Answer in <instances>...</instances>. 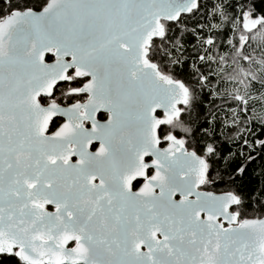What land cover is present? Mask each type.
<instances>
[{
    "label": "snow or ice",
    "instance_id": "obj_1",
    "mask_svg": "<svg viewBox=\"0 0 264 264\" xmlns=\"http://www.w3.org/2000/svg\"><path fill=\"white\" fill-rule=\"evenodd\" d=\"M203 6L42 0L0 15V254L21 264H264V218H244L232 191L202 190L222 156L216 144L197 150L183 136L158 133L163 125L192 133L184 114L196 94L177 74L190 69L201 89L210 77L234 88L227 96L236 107L226 105L222 119L211 113L204 137L219 129L239 149L229 155L247 150L248 161L264 152V123L258 136L241 117L252 91L264 89V45H254L264 15L240 0L215 3L213 19L232 20L229 7L238 12V35L223 55L204 34L220 25L197 21V60L217 69L205 75L184 57L183 18ZM61 82L70 85L62 95L75 98L67 107L55 95Z\"/></svg>",
    "mask_w": 264,
    "mask_h": 264
},
{
    "label": "trees",
    "instance_id": "obj_2",
    "mask_svg": "<svg viewBox=\"0 0 264 264\" xmlns=\"http://www.w3.org/2000/svg\"><path fill=\"white\" fill-rule=\"evenodd\" d=\"M218 2H220V0H202L204 6L195 18L188 16L183 18L184 24L189 29V31L184 34V41L186 43L184 57L187 58L186 64L192 65L195 63L205 75L210 72H215L217 69L215 65L209 66L197 60L201 49L197 41L192 37L190 31L196 25L197 21L201 25H208L210 23L220 25L219 29H213L211 32L208 31L207 27L204 28V34L213 36L216 42V47L213 49L214 54H231V47L227 41L230 37L238 35V33H234V28L239 26L234 19L238 15L235 8H227L229 16L233 18L230 21H225L219 16L213 19L208 15L213 5ZM240 2L253 4L255 14L264 15V0H240ZM41 3L42 0H0V15H6L13 7L23 8L29 6L38 9ZM229 3L234 5L236 0H229ZM254 45H264V32L256 36ZM189 72L190 69L177 70L179 77L185 79L186 82L194 88L196 94L191 113L189 114L186 112L184 114L185 123L192 129V133L186 135L183 130L179 128L163 125L161 129L158 130L159 135L163 137L171 131L178 137H185L188 141V146L197 150L199 145L205 140L214 142L220 149L222 156L219 159L213 160L211 167L212 183L209 184L208 188L221 192L232 191L241 196L243 204L235 207L239 208L244 218L264 217V152L252 153V155L256 157L253 161H248L247 150H245L244 156L229 155L230 153H237L239 149L236 146L228 144L226 138L220 134L219 129H216L217 135L215 137H204L201 131L203 127H208L206 121L207 119H211V113L215 112L222 119L224 113L227 111L226 105L236 107V102L232 101L227 96L234 88L228 84L218 83L219 77H210L212 86L201 89L197 83L191 80ZM69 86L67 82H63L60 83L59 87L55 90V95L59 101L63 102L64 100H70V98L62 95V93L67 91ZM71 86L78 85L73 82ZM216 89H219V95L215 94ZM262 91H264V89H260L259 86L252 91L251 95L253 99L249 103V109L247 113H241L242 119L250 121V126H254L253 131H255L258 136L261 133L260 125L264 123V96H261ZM53 127L54 125L50 126V128ZM248 138L250 140L252 139L251 136ZM240 167L244 168L242 173L237 172V169ZM0 264H21V262L15 256L0 254Z\"/></svg>",
    "mask_w": 264,
    "mask_h": 264
},
{
    "label": "flooded vegetation",
    "instance_id": "obj_3",
    "mask_svg": "<svg viewBox=\"0 0 264 264\" xmlns=\"http://www.w3.org/2000/svg\"><path fill=\"white\" fill-rule=\"evenodd\" d=\"M70 100H71V101H70ZM70 100H64V101L62 102L61 106H68V105H70L71 103H75V98H70ZM44 103L47 104L48 101L45 100ZM160 115H161V117H162V116H163V113L160 112ZM97 119L103 121L104 117L99 113V114H97ZM56 121H57V122H56V124L54 125V127H53V128H50V132H53V131L59 126V124L62 123V122L64 121V119L60 117V118H57ZM50 126H51V125H50ZM85 126H86V127H90V123H89V122H86V125H85ZM158 133H159V131H158ZM166 144H167V142H164V143H163V146H165ZM96 147H98V143L96 144L95 147L90 148V151H95V150H96ZM149 162H150V161H149ZM134 183H135V182H134ZM142 183H143V181L141 180L140 183L136 184V187L139 188L140 185H141ZM208 186H209V185L202 186V190H205V191H211V192H214V193H224V192H221V191H215V190H213V189H210V188H208ZM233 207H235V206H233ZM47 209H48V210H53L54 207H53V206H47ZM69 246H72V244L70 243Z\"/></svg>",
    "mask_w": 264,
    "mask_h": 264
},
{
    "label": "water",
    "instance_id": "obj_4",
    "mask_svg": "<svg viewBox=\"0 0 264 264\" xmlns=\"http://www.w3.org/2000/svg\"><path fill=\"white\" fill-rule=\"evenodd\" d=\"M67 59V58H66ZM49 62H51V61H49ZM61 83H63V82H61ZM46 105V104H45ZM69 106V105H68ZM62 107H67V106H62ZM159 112H161V113H163L162 112V110H158ZM97 114H99V113H97ZM61 118H63L64 120H65V118L64 117H61ZM64 122V121H63ZM62 122V123H63ZM101 122H103V121H101ZM90 123V122H89ZM54 131H56V129L54 130ZM53 131V132H54ZM164 147H167V144L164 146ZM90 150V149H89ZM211 192V191H210ZM214 193V192H213ZM214 194H217V195H220V194H222V193H214ZM54 207V206H53ZM48 210V209H47ZM48 211H51V212H54L55 211V208L53 209V210H48ZM260 218H264V217H260ZM73 246V245H72Z\"/></svg>",
    "mask_w": 264,
    "mask_h": 264
}]
</instances>
